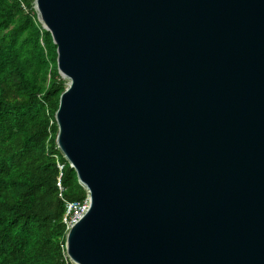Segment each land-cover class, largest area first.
<instances>
[{
	"label": "water",
	"instance_id": "1",
	"mask_svg": "<svg viewBox=\"0 0 264 264\" xmlns=\"http://www.w3.org/2000/svg\"><path fill=\"white\" fill-rule=\"evenodd\" d=\"M88 208L71 264H264V0H33Z\"/></svg>",
	"mask_w": 264,
	"mask_h": 264
},
{
	"label": "trees",
	"instance_id": "2",
	"mask_svg": "<svg viewBox=\"0 0 264 264\" xmlns=\"http://www.w3.org/2000/svg\"><path fill=\"white\" fill-rule=\"evenodd\" d=\"M65 87L33 0H0V264H70L64 202L87 193L55 144Z\"/></svg>",
	"mask_w": 264,
	"mask_h": 264
},
{
	"label": "built area",
	"instance_id": "3",
	"mask_svg": "<svg viewBox=\"0 0 264 264\" xmlns=\"http://www.w3.org/2000/svg\"><path fill=\"white\" fill-rule=\"evenodd\" d=\"M57 186L61 191L59 183H57ZM59 196L61 195L59 194ZM64 203H65L64 204L65 213L62 218V223L65 225V229L67 231L71 227V225L77 222L80 219V217L86 212L88 208V200L87 198H85V200H83L82 202H64ZM64 258L67 259L65 253H64Z\"/></svg>",
	"mask_w": 264,
	"mask_h": 264
}]
</instances>
